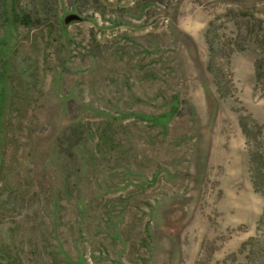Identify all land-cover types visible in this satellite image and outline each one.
<instances>
[{
	"label": "rangeland",
	"instance_id": "obj_1",
	"mask_svg": "<svg viewBox=\"0 0 264 264\" xmlns=\"http://www.w3.org/2000/svg\"><path fill=\"white\" fill-rule=\"evenodd\" d=\"M0 264H264V0H0Z\"/></svg>",
	"mask_w": 264,
	"mask_h": 264
},
{
	"label": "trees",
	"instance_id": "obj_2",
	"mask_svg": "<svg viewBox=\"0 0 264 264\" xmlns=\"http://www.w3.org/2000/svg\"><path fill=\"white\" fill-rule=\"evenodd\" d=\"M15 9V8H14ZM14 11V10H13ZM23 21H24V23L25 24H29L31 21L27 18V16H18V14L17 13H15L14 12V22L16 23V24H20L21 22L23 23ZM254 160H256V162H257V165H256V167H255V169H254V171L256 172V174H254V175H256L257 176V183H256V186L257 185H259L258 183L261 181L260 180V177H261V175H259V174H261L260 173V161L259 160H257L255 157L253 158ZM262 182H263V180H262Z\"/></svg>",
	"mask_w": 264,
	"mask_h": 264
}]
</instances>
